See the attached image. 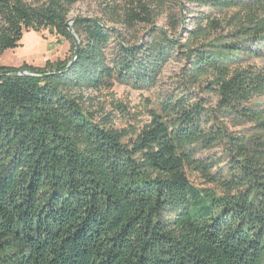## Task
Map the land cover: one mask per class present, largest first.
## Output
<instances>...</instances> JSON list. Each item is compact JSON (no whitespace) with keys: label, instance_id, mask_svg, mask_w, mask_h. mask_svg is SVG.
Segmentation results:
<instances>
[{"label":"trees","instance_id":"1","mask_svg":"<svg viewBox=\"0 0 264 264\" xmlns=\"http://www.w3.org/2000/svg\"><path fill=\"white\" fill-rule=\"evenodd\" d=\"M79 1L0 0V57L27 31L71 46L42 68L0 66V264H264L260 158L235 145L224 192L199 189L186 173L191 148L220 140L202 130L200 106L171 97L135 139L85 107L86 93L115 84L155 87L175 60L186 84L211 75L207 88L223 107L247 112L264 93V73L243 68L262 58L247 39L264 42V0H187L216 10L238 2L243 24L229 41L214 37L219 20L202 15L186 43L155 30L133 44L102 21L70 20ZM138 7L127 24L152 25Z\"/></svg>","mask_w":264,"mask_h":264},{"label":"rangeland","instance_id":"2","mask_svg":"<svg viewBox=\"0 0 264 264\" xmlns=\"http://www.w3.org/2000/svg\"><path fill=\"white\" fill-rule=\"evenodd\" d=\"M29 2L37 3L39 0ZM140 4L149 9L153 23L129 26L127 14L131 9L140 12ZM236 5L228 3L225 8L216 10L187 0H80L70 8L69 19L102 21L116 29L131 44L146 40L155 30L168 31L186 43L190 36L188 31L193 30L197 17L208 15L211 19L219 20L223 27L214 37L229 41L231 33L242 26L241 19L245 15L240 4L237 2ZM247 40L259 50L262 58L251 59L243 68L253 67L264 73V42ZM110 46L112 49L113 44ZM70 49L69 42L49 31H27L17 49L3 53L0 66L19 68L27 64L42 68L47 61L53 63L70 57ZM185 66L183 62L171 61L163 70L157 85L148 90H134L115 84L86 93L88 101L85 107L96 115L98 121L108 117L116 129L127 131L128 139H135L151 123L153 113L161 115L163 102L171 97L185 96L188 109L198 105L206 114L202 130L220 133V140L213 145L197 143L192 146L191 158L194 163L186 171L188 179L199 189L222 194L224 188L221 182L229 178L232 165L235 164L231 159L238 158L235 145L245 146L249 154H254L264 162V93L244 104L249 109L247 112L235 113L223 107L217 92L207 88V83L213 80L211 75L201 77L197 85L186 84L183 80ZM203 168H206L204 172Z\"/></svg>","mask_w":264,"mask_h":264},{"label":"water","instance_id":"3","mask_svg":"<svg viewBox=\"0 0 264 264\" xmlns=\"http://www.w3.org/2000/svg\"><path fill=\"white\" fill-rule=\"evenodd\" d=\"M78 51H79V42L76 44V54H75V57L77 56ZM45 76H50V75L47 74V75H45Z\"/></svg>","mask_w":264,"mask_h":264}]
</instances>
